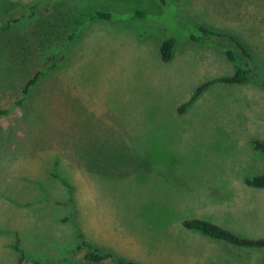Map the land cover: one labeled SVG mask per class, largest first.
I'll list each match as a JSON object with an SVG mask.
<instances>
[{"label":"rangeland","instance_id":"374dc122","mask_svg":"<svg viewBox=\"0 0 264 264\" xmlns=\"http://www.w3.org/2000/svg\"><path fill=\"white\" fill-rule=\"evenodd\" d=\"M32 2L0 0V20ZM172 3L63 0L64 29L42 44L35 40L25 63L16 64L12 32H0V108L13 107L0 117V264L22 256L19 264L60 257L110 264L74 252L75 227L98 248L142 264H264V249L182 226L203 218L264 238V190L245 183L264 174V153L253 148L264 140V87L215 83L180 110L200 85L234 71L223 51L188 40V33L203 24L236 35L264 66V0ZM135 9L150 17L92 20L68 38L97 10ZM34 20L14 28L19 33ZM169 36L179 42L164 62ZM61 50L65 58L36 84L33 101L30 95L25 110L14 107L24 84ZM54 168L71 192L52 176Z\"/></svg>","mask_w":264,"mask_h":264},{"label":"trees","instance_id":"16d2710c","mask_svg":"<svg viewBox=\"0 0 264 264\" xmlns=\"http://www.w3.org/2000/svg\"><path fill=\"white\" fill-rule=\"evenodd\" d=\"M63 0H35V3L19 4L15 9H11L10 14H14L16 9H19V15L7 16L3 20H0V32L11 31V40L14 41V45H17L14 56L17 59V63H25L28 58V54L33 50V43L37 40V44H42L47 41L51 36L61 32L63 23L67 19L65 15V9L62 5ZM162 5L168 3L173 4L172 0H155ZM60 2V3H59ZM25 4V5H24ZM51 5V13H43L39 6ZM9 14V15H10ZM34 17L33 24L22 30H16L15 25H20L24 18ZM149 18L148 13L143 9H135L132 11L117 12L111 10H97L92 13L82 24L74 27L68 35L69 40H73L84 28H86L90 21L99 20L102 22L119 23L134 18ZM29 28V29H28ZM13 30V31H12ZM187 39L192 42L209 44L217 47L223 51L227 59L233 63L234 71L232 74L220 76L214 79H210L200 85L194 92L191 99L186 102L181 111L193 102L199 94L206 90L209 86L215 83H223L227 85H240L249 82H254L264 87V66L257 60V58L251 53L250 49L241 41L236 35L231 33H225L210 28L209 26L200 24L195 25L194 29L187 35ZM178 39L169 36L163 39L161 45V58L164 62H168L174 55V49L178 43ZM65 58V50H61L57 54L50 55L45 63L37 70V72L24 84L22 88V97L15 101L14 107L19 106L22 110H25L26 101H28L36 84H39L42 77L50 70L56 67L59 61ZM30 100V99H29ZM33 107V106H32ZM13 108V107H12ZM12 108H0V117L6 116L10 113ZM253 148L264 153V140L255 139L253 141ZM57 164V162L55 163ZM52 176L58 179L69 192L72 191V187L69 182L61 177L57 173V169L54 168ZM245 183L256 189L264 190V174L248 175L245 177ZM182 226L188 230L198 231L205 234L215 240L226 242L231 245L248 247V248H261L264 249V238H249L240 236L239 234L227 229L215 222L206 220L203 218L185 219L182 221ZM77 244L74 252H83L82 260L88 263H103L108 262L110 264H142L135 260H125L116 257L109 251L102 250L94 244L87 241L84 235L75 227ZM19 259L18 264L21 262ZM70 257L49 258L45 260H36L35 264H67L70 261Z\"/></svg>","mask_w":264,"mask_h":264},{"label":"crops","instance_id":"0c3cea01","mask_svg":"<svg viewBox=\"0 0 264 264\" xmlns=\"http://www.w3.org/2000/svg\"><path fill=\"white\" fill-rule=\"evenodd\" d=\"M38 88V86H36V89ZM51 89H54V88H52V87H48V90H51ZM35 93H36V91L34 92V91H32V93H31V97H32V101H33V98L36 96L35 95ZM49 94H53L52 92H50ZM42 95V94H41ZM41 99H44V100H48V102L47 103H49V104H51L52 105V103L54 102L53 101V99H51L50 97H48V96H46L45 98H41ZM66 102L68 103V106H72V102H74V100L72 101L70 98H68V97H66ZM71 102V103H70ZM75 103L76 102H74L73 103V106H76L75 105ZM81 110V109H80ZM94 114H95V112H94ZM92 116L93 115V113L91 112V111H89L88 113H86V116ZM85 116V117H86ZM52 117V116H51ZM35 121H38V119H35ZM33 127H34V125H33ZM34 131V129L32 130V132ZM36 131V130H35ZM38 133H42V134H45L46 136H49V135H47V133H45V131H36V133L35 134H38ZM33 134V133H32ZM45 136V137H46ZM42 145H44V144H42ZM41 145V146H42ZM35 148L36 149H39L40 148V146H35ZM60 154V153H59ZM61 154H63L62 152H61ZM60 154V155H61ZM65 154V153H64ZM72 153H71V157H72ZM63 155H61L60 156V158L64 161V162H67V161H65L64 159H63V157H62ZM64 157H65V155H64ZM69 159V158H68ZM80 161H82V162H80V163H83V167L87 170V168L84 166V159H82V158H78ZM70 160V159H69ZM57 162V165L59 166V164H60V161L58 160V158H55V160H54V163H56Z\"/></svg>","mask_w":264,"mask_h":264}]
</instances>
